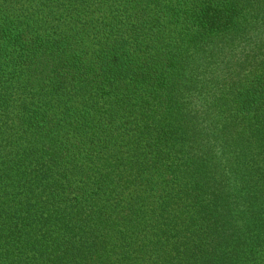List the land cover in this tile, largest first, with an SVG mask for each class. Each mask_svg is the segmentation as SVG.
<instances>
[{
    "label": "trees",
    "instance_id": "16d2710c",
    "mask_svg": "<svg viewBox=\"0 0 264 264\" xmlns=\"http://www.w3.org/2000/svg\"><path fill=\"white\" fill-rule=\"evenodd\" d=\"M0 264H264V0H0Z\"/></svg>",
    "mask_w": 264,
    "mask_h": 264
}]
</instances>
